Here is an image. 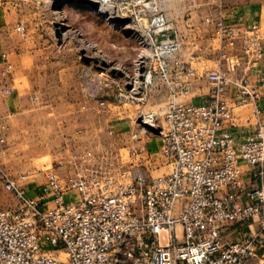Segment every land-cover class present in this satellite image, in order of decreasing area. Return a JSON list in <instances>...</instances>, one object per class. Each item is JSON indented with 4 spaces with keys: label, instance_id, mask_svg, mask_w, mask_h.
<instances>
[{
    "label": "built area",
    "instance_id": "1",
    "mask_svg": "<svg viewBox=\"0 0 264 264\" xmlns=\"http://www.w3.org/2000/svg\"><path fill=\"white\" fill-rule=\"evenodd\" d=\"M121 8L124 16L148 18L142 35L151 53L142 62L141 84L145 92H164V124L154 111L140 113L136 122L144 131L140 118L159 130L162 165L169 168L152 174V152L140 143L130 152L144 159L147 172L135 163L118 175L77 167L63 178L51 170L37 192L30 188L36 172L0 180V192L15 201L0 209V264H252L254 258L264 264V185L249 187L244 180L245 166L264 178V126L242 138L231 130L234 108L264 96V73L253 85L248 75L234 77L223 68L198 71L181 59V41L167 33L170 19L157 0H130ZM208 20L223 58L239 49L248 69L264 58L258 23L228 22L222 10ZM15 29L24 33L26 26ZM202 78L209 98L194 103ZM119 98L144 96L120 89ZM98 102L107 107L105 99ZM6 129L0 123V149ZM132 136L142 141L138 131ZM237 223L253 228L230 240L226 229Z\"/></svg>",
    "mask_w": 264,
    "mask_h": 264
},
{
    "label": "rangeland",
    "instance_id": "2",
    "mask_svg": "<svg viewBox=\"0 0 264 264\" xmlns=\"http://www.w3.org/2000/svg\"><path fill=\"white\" fill-rule=\"evenodd\" d=\"M128 1L0 0L3 19L13 27L26 26L24 33L10 29L0 45L6 62L1 71L6 76L25 71L17 87L6 86L11 91L4 96L9 109L0 113V123L7 125V140L0 149V180L36 172L38 179L30 188L37 192L51 170L63 178L77 167L88 174L118 175L135 163L147 172L144 159L136 160L130 152L140 143L152 152V174L168 170L162 165L159 133L144 131L136 122L140 113L154 111L164 124V92L156 88L145 92L141 84L142 62L151 53L142 35L148 18L138 21L127 16L121 21L102 10L111 6L122 17L120 9ZM190 1L157 0L167 14L189 8L194 3ZM224 60L229 61L225 70L232 76L247 75L240 71L245 62L239 49L228 50ZM120 89L144 99L121 100ZM99 98L107 101L106 108L99 105ZM134 131L142 141L133 139ZM14 206V199L0 192V209ZM46 247L64 257L58 249ZM252 264H260V259L254 258Z\"/></svg>",
    "mask_w": 264,
    "mask_h": 264
},
{
    "label": "crops",
    "instance_id": "3",
    "mask_svg": "<svg viewBox=\"0 0 264 264\" xmlns=\"http://www.w3.org/2000/svg\"><path fill=\"white\" fill-rule=\"evenodd\" d=\"M200 1V0H199ZM189 8L178 10L168 14L170 22L167 33L171 36L178 35L181 41V59L191 62L198 71L208 69L223 68L229 65V61L224 60L218 47L216 48L211 35L213 24L208 19H212L216 13L222 10L226 21L235 24L258 23L264 29V0H212V6L203 3L198 4L196 0H191ZM203 5V6H202ZM202 7V8H201ZM0 9V45L5 43L4 39L14 29L13 23L3 19ZM5 61L2 56V46H0V113L9 109L8 100L4 96L7 84L12 88L22 82L25 71H11L7 76L1 71ZM240 71H247L251 84L256 85L259 75L264 73V58L254 64L251 68L242 66ZM207 85L208 87H206ZM203 86V88H201ZM207 88V89H206ZM210 87L204 78L195 82L194 94L191 99L194 103H199L209 98ZM262 111L260 115L255 113V108ZM259 126H264V96L256 102H248L245 105L236 106L233 111L231 130L238 138L244 137L247 133L256 130ZM244 180L249 187L264 185V178L260 179L255 175V169L245 166ZM252 226H244L240 223L228 227L226 230L230 240H239Z\"/></svg>",
    "mask_w": 264,
    "mask_h": 264
},
{
    "label": "bare ground",
    "instance_id": "4",
    "mask_svg": "<svg viewBox=\"0 0 264 264\" xmlns=\"http://www.w3.org/2000/svg\"><path fill=\"white\" fill-rule=\"evenodd\" d=\"M97 1H100V2H102V3H105V2H110L111 0H97ZM108 8H102V10L104 11V12H106V13H108L109 14V18H111V19H115V18H117V17H119L118 15H117V12L115 11V16H114V11H113V8L110 6H107ZM125 10L126 9H120V12H122V13H124L125 12ZM120 16H122V18H125V17H127V16H124V15H121L120 14ZM146 128V127H145Z\"/></svg>",
    "mask_w": 264,
    "mask_h": 264
},
{
    "label": "water",
    "instance_id": "5",
    "mask_svg": "<svg viewBox=\"0 0 264 264\" xmlns=\"http://www.w3.org/2000/svg\"><path fill=\"white\" fill-rule=\"evenodd\" d=\"M117 20H125V18H122V17H117ZM144 61V60H143ZM144 70H145V68H144V66L142 67V73L144 72ZM139 122L144 126V127H146V129H148L149 131H152V132H154V133H158L159 132V130L156 128V127H154L153 125H151V124H148V123H144L143 121H142V119L140 118L139 119Z\"/></svg>",
    "mask_w": 264,
    "mask_h": 264
}]
</instances>
